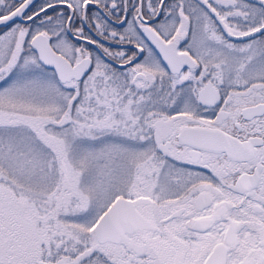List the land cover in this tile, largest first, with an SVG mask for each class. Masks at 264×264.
Instances as JSON below:
<instances>
[{
    "label": "flooded vegetation",
    "instance_id": "af4514ba",
    "mask_svg": "<svg viewBox=\"0 0 264 264\" xmlns=\"http://www.w3.org/2000/svg\"><path fill=\"white\" fill-rule=\"evenodd\" d=\"M26 2L0 0V17ZM23 18L0 28V120L18 114L4 79L39 63L61 84L62 107L46 101L25 126L50 145L74 120L126 142L129 165L100 194L63 174L45 188L16 185V161L0 154V264H264V20L242 31L257 15L241 0H35ZM38 35L73 66L89 59L87 74L62 82L39 60ZM114 204L116 240L99 243ZM87 237L89 247L72 245Z\"/></svg>",
    "mask_w": 264,
    "mask_h": 264
},
{
    "label": "rangeland",
    "instance_id": "374dc122",
    "mask_svg": "<svg viewBox=\"0 0 264 264\" xmlns=\"http://www.w3.org/2000/svg\"><path fill=\"white\" fill-rule=\"evenodd\" d=\"M241 2L257 15V22L251 18L243 22L240 28L246 31L264 20V6L244 0ZM256 56L257 72H264V56L260 52ZM227 57L237 59L238 55L230 53ZM244 58L246 74L254 73L252 48L245 49ZM3 85V91L11 97L10 104H15L18 109L17 115L0 120V154L16 161V172L12 178L14 184L45 188L59 184V177L63 174L70 179L80 178L83 187L101 194L112 192L116 185L125 180L129 160L127 144L123 140L94 129H79L72 120L65 128H55L50 145H46L34 130L25 126L31 110L42 111L46 101L54 114L61 109L62 87L54 73L34 63L5 78ZM26 160L38 162L25 164ZM97 215L89 212L86 216L85 227H89V232ZM92 243V237H87L85 241L73 242L72 245L75 249H85Z\"/></svg>",
    "mask_w": 264,
    "mask_h": 264
},
{
    "label": "water",
    "instance_id": "95a60500",
    "mask_svg": "<svg viewBox=\"0 0 264 264\" xmlns=\"http://www.w3.org/2000/svg\"><path fill=\"white\" fill-rule=\"evenodd\" d=\"M35 0H27L25 5L17 10H15L13 13L0 17V28L13 22L16 19H20L26 22H29L32 20L30 19H24L23 15L26 10V8L32 4ZM251 2L264 5V0H249ZM150 29V28H149ZM146 35L150 38V41H152L157 48L162 51V45L164 41L158 36V34L150 29V30H144ZM264 32V25L257 29V34ZM256 33V32H255ZM254 32H251L243 38H249L252 35H255ZM33 47L36 50L39 60L47 67L54 68L56 70L58 78L62 82H67L72 80L73 78L81 79L83 78L87 72H88V66L90 64L89 59L82 60L79 64L76 66H73L69 60H67L62 55L58 54L53 50L51 47L49 40L46 39L43 35H38L34 38ZM167 62V58L165 59ZM117 209V205L114 204V206L110 207L107 212L102 216L98 224L96 225V234L99 243L109 241V240H116V228H115V220H114V213ZM99 243L94 245L93 247L86 249L83 251L77 258L76 261H80L86 256L93 253L99 246Z\"/></svg>",
    "mask_w": 264,
    "mask_h": 264
}]
</instances>
